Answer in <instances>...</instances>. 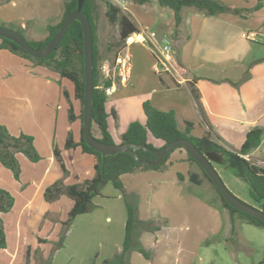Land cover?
<instances>
[{
	"label": "crops",
	"instance_id": "0c3cea01",
	"mask_svg": "<svg viewBox=\"0 0 264 264\" xmlns=\"http://www.w3.org/2000/svg\"><path fill=\"white\" fill-rule=\"evenodd\" d=\"M65 1L53 0L57 12L52 17L48 16L44 19L40 18L38 13L32 16L22 10L18 12L11 11V16H9L0 7V24L15 31H20L28 41H42L48 35L47 27L60 22ZM114 1L113 4L115 3L130 15L131 21L140 32L143 30L152 32L155 35V41L159 45L170 44L172 65L174 67L170 73L157 75L154 71L156 60L149 46L135 44L126 49L128 55V67L125 70L128 76L127 82H121L124 77H121L123 72L120 70L114 78L115 83L108 88L109 92H106V110L108 113L113 111L116 116L115 119L109 116L107 120L108 131L115 144L121 143V135L132 123L131 120L133 119L131 118L133 116L136 118L135 121L140 122V124L145 123L142 112V104L145 102H149L152 107L162 112L173 111L180 127H183V122H191L193 123L191 134L202 136L207 128L200 124L195 103L188 88L191 82L194 83V88L199 93L200 103L207 121L214 133L221 138L223 147L238 150L243 144L246 134L251 129L258 127L264 130V4L260 10L251 12L250 10L255 6L256 0H218L225 6L242 12L240 15L223 14L217 17L206 16L193 8H183L180 11L181 23L175 29L173 13L167 9L156 10L159 6L154 0L140 5L132 3L131 0ZM129 6L139 7L140 19L131 16L128 11ZM44 10L50 9L46 8ZM39 23L42 24L41 30L37 26ZM249 32L258 33L255 40L245 38V34ZM49 72L41 67H33L27 61L5 50H0V124L5 126L11 134L14 133L10 130L20 128L22 124L35 128L40 126L39 116L32 109L25 114L20 113L22 112V106H19L21 109L19 110L18 104L22 105L21 103L24 100H26L25 104L30 103V98L27 96H31L30 94L33 91H35V95H40L42 98L49 95L50 90L46 87L36 88L34 86L32 88L29 85L31 81H37L40 85L46 84H41V82L46 73ZM53 75L57 76L55 73ZM25 83L26 85H24ZM234 84H238V86L235 87ZM28 85L29 87H27ZM44 100L45 98L43 100L39 99L40 103ZM78 111L79 105L77 103L75 113L77 114ZM121 123L122 126L124 125L122 130ZM74 125L77 126L76 131L75 128L70 130L66 128L64 132L65 134L71 132L73 140L78 141L79 126L77 121ZM96 130L97 137H94L100 138V133L97 128ZM26 133L32 136L34 131ZM45 133L47 132L45 131ZM59 135L65 136L62 132ZM64 144L65 142L63 146ZM159 147H161V142L160 145L156 146V148ZM64 150L63 156L60 152V158H62L61 161L64 160V166L67 158L75 165V168L79 167L81 170L79 173L86 178L85 180L91 179L94 175L93 156L82 153L80 148H64ZM53 157L50 159L52 164L55 161ZM245 158L264 167V133L260 146L246 155ZM178 164H186L191 168L190 163L187 162V154L183 149L172 152L162 170L124 174L120 177V180L123 185L125 175H130L133 178L136 173L149 179L154 177V180H157L156 177L161 175L163 171L172 169ZM50 165L40 174V183L45 182L50 174ZM176 174L177 178L183 179L182 173L178 172ZM218 174L223 180L219 172ZM60 178L59 170H55L48 179V181L50 180L48 184H54ZM79 182L82 183L81 179ZM232 183L243 192L244 182H242L243 184H239L237 181ZM125 192H127L126 189ZM107 200L110 201L108 205L106 204ZM242 200L248 203L246 198ZM92 204L93 208L96 209L105 208L102 211H113L115 209L122 221L124 238L127 215L125 203L120 193L108 183L101 190V195L92 200ZM28 205L29 201L24 206ZM216 209L223 219L222 222L224 221V239L226 240L229 238L231 230L230 218L224 208ZM85 215L89 216V214L78 215L72 222L64 246L55 254L54 264H68V262L64 263L61 260L62 256L66 254L68 257L72 256L73 264H85L93 256L88 257L85 255L83 261L82 257L84 255L79 253L83 245V237L90 240L94 238L93 233L95 232L93 229L90 232H79L77 230L79 224L84 221L82 220L77 224V219ZM105 218L108 219L107 215H105ZM137 218L140 220L139 209ZM91 226H93V223ZM239 226L246 227L249 225L237 222L236 229ZM18 229H20V223ZM77 232H79L80 238H78ZM20 234V231L16 232V236H20ZM143 234L149 233H142L140 240ZM39 238L55 240L48 237ZM123 238L114 247L117 255L121 251ZM17 250V247L13 248V253L9 256L10 262H15ZM7 251L6 242V248L2 250L3 255H7ZM72 251L73 253H71ZM262 262H264V258Z\"/></svg>",
	"mask_w": 264,
	"mask_h": 264
},
{
	"label": "rangeland",
	"instance_id": "374dc122",
	"mask_svg": "<svg viewBox=\"0 0 264 264\" xmlns=\"http://www.w3.org/2000/svg\"><path fill=\"white\" fill-rule=\"evenodd\" d=\"M108 1L113 2V0ZM104 2V0H90L94 21L97 66L102 76L103 65H108L110 69L114 67V52L117 51L115 42L118 39L117 28H112L106 20ZM0 7L9 16H11V11L18 12L22 10L32 16L38 13L42 19L48 16L52 17L57 12L53 0H0ZM46 8L50 10H44ZM159 8L156 10H166ZM128 9L131 16L140 19L139 7L129 6ZM37 26L41 30L42 24L39 23ZM121 53H125V51ZM41 84L37 81H31L29 85L32 88L42 86L50 90L47 97L43 96L45 100L42 103L39 101V99L43 100L42 96L35 95V91H33L30 94L31 96H27L30 98V103L25 104L26 100H24L21 103L22 105L18 104V108L22 106V110L19 108L22 114L32 109L39 116L40 126L35 128L22 124L20 128L10 130L14 133H10L13 136L23 134L32 137L34 148L41 160L38 163H30L19 155L17 161L21 174L18 181L13 179L11 172L0 165V189L7 191L13 199L11 210L5 215H0L4 225L8 250L7 255H3L2 250H0V264H54V250L61 233L65 231L62 228V223L67 219L70 201L65 196H61L54 202L45 201L43 193L53 185L48 184L50 183L48 179L55 170H59L61 174V178L56 182L63 186L81 184L79 180L81 179L83 182L86 179L79 173L81 171L79 167L75 168V165L69 159L66 158L65 160V172H63L57 159L53 157L54 149L61 152V156L65 152L63 143L67 137V132L65 134L64 130L66 128L77 130V126L74 125L75 121L71 122L68 118L70 104L73 109H77V101L73 97L72 86L68 81L53 75L52 71L46 73ZM131 119H133L132 122H137L134 116ZM123 127L124 125L122 126L121 123V130L124 129ZM29 131H34L32 136L26 133ZM90 131L93 136L97 137L96 126L93 125ZM60 132L65 136L59 135ZM191 135L201 137L193 133ZM148 143L154 147L160 145V142L150 137H148ZM184 152L186 153L185 150ZM52 157L55 160L54 164L50 163ZM63 161H61L62 164ZM49 165L51 168L50 174L45 182L40 183V174ZM190 166L191 168L186 164L175 165L172 169H167L161 175H158L157 180H154V177L149 179L137 173L133 178L130 175H125L123 185L128 198L137 203L140 221H152L153 225L160 227L161 230L157 234L146 232L149 234H143L141 238L142 245L151 253L152 259L149 262L132 250L126 257L127 263L261 264L264 258V230L252 226H239L236 229L238 235L232 237V243L229 241L231 235L225 240L224 221L222 222L223 219L216 209L223 208L220 197L202 175L200 169L195 164L190 163ZM213 167L217 175L219 176V172L223 177L222 180L219 176L226 189L234 197L241 202H243L242 199L246 198L248 203H243L257 208V205L249 197L246 185L244 184L242 192L232 183L237 181L239 184H243L241 180L234 177L230 171L220 165L213 164ZM178 172L182 173L183 179L177 178L176 173ZM191 174H195L199 185H195L190 181ZM28 201L29 205L24 206ZM108 202L110 201H106L107 205ZM104 209L93 208L88 213L89 216L85 215L79 217L78 221L76 220L77 224L84 220L78 226L77 230L79 232H90L92 229L95 231L92 240L85 237L82 240L83 245L79 250V253L84 255L82 260H85V255L88 257L93 255L85 264H103L104 261H108V264H118L114 247L123 238L122 221L115 209L113 211H102ZM105 215L108 219L105 218ZM19 223L20 229H18ZM92 223L93 226H91ZM17 231L21 232L20 236H16ZM79 232H77L78 238L81 237ZM39 237H48L55 240L40 239ZM14 247L18 248L16 251L17 257L15 262H10L9 256L13 253ZM71 258L72 256L68 257L66 254L62 256L61 260L64 263L73 264Z\"/></svg>",
	"mask_w": 264,
	"mask_h": 264
},
{
	"label": "trees",
	"instance_id": "16d2710c",
	"mask_svg": "<svg viewBox=\"0 0 264 264\" xmlns=\"http://www.w3.org/2000/svg\"><path fill=\"white\" fill-rule=\"evenodd\" d=\"M105 2V17L108 24L112 28H117L118 39L115 42L117 51L114 52V61L116 56L125 50L126 39L134 34L139 33V29L131 21L130 15L123 11L119 6L112 4L108 0ZM134 4H144L150 0H131ZM159 7L171 11L174 15L175 29L181 23L180 11L183 8H193L209 17H217L223 14L240 15L241 10L231 9L225 6L218 0H154ZM78 0H66L63 5V15L59 23L47 27L48 35L43 41H27L33 49H40L45 46L58 32L67 15L76 10ZM264 0H256V4L251 9V12L258 11L262 8ZM82 12L89 20L92 32V53H93V96L91 106V127L96 126L100 133L98 141L106 144H114L111 135L108 131L107 120L109 116L115 119L113 111L107 112L106 90L112 86L111 79L102 78L99 68L97 66L96 48L94 45V21L90 8V0H84L82 5ZM1 27H6L0 24ZM21 34L20 31H17ZM0 50H5L25 61L33 67H41L46 70L52 71L60 79L68 81L73 89V97L79 105V111L76 114L72 105L70 104L68 110V118L71 122L78 123L79 126V139L74 141L72 134L68 133L64 148L74 149L80 148L81 152L94 158L93 172L94 175L91 179L83 181L81 184H74L63 186L59 182H55L52 186L48 187L43 197L47 202H54L61 196L67 197L71 201V208L67 213V219L62 223L64 232L61 233L54 250L56 254L63 246L67 237V232L72 225V222L78 215L88 214L93 209L92 200L101 195L103 187L110 183L122 196L126 208V221L124 226V238L120 253L117 255L118 264H128L126 257L134 250L144 260L150 261L152 259L151 253L144 248L141 243V233H157L160 227L153 225L152 221L142 222L137 218L138 206L133 200L129 199L125 189L122 185L120 177L124 174H132L135 172L146 171H159L162 170L172 152L167 154L159 166L149 168L147 166L138 165L136 159L127 153H119L115 156H107L102 159L100 153L93 151L89 148L84 140L82 134L83 126V97H84V77H83V33L82 27L79 22L74 21L66 31L63 39L58 45L57 49L45 59H37L29 55L25 50L20 48L15 43L6 39L0 38ZM108 64V63H107ZM248 77V76H247ZM246 77V78H247ZM102 80V81H101ZM235 87L238 84H234ZM189 92L195 103V108L200 120V124L206 126L207 130L201 137H194L191 135L193 123L183 122V127L178 125L176 116L173 111L162 112L150 105L149 102L142 104V112L145 117V123L132 122L128 125L125 132L121 135L120 144H131L134 146V153L141 161H153L155 156L150 152L158 148L148 143V136L154 140L161 142V147L168 145L175 140L183 139L191 142L194 147L201 153L215 152L222 156L221 166L232 173V175L242 182L248 188L251 199L256 203L257 208L264 213V167L259 166L252 160H247L246 155L257 149L263 138L264 130L262 128L251 129L245 137V140L238 150L227 149L222 146L221 138L214 133L212 127L207 121L203 108L200 103L198 91L194 88V83L189 84ZM92 135V133H91ZM93 136V135H92ZM159 147V148H161ZM54 157L63 172H65L64 165L61 162L60 152L57 149L53 151ZM187 154V153H186ZM17 155H22L30 163H38L41 159L37 154L33 138L20 134L13 136L8 129L0 124V165L5 167L12 173L15 181L19 180L20 168L17 161ZM187 162L195 164L201 171L202 175L209 182L211 187L218 193L222 207L228 212L231 230V238L236 237V223L249 225L255 228L264 230V222L246 215L231 206H229L217 188L211 183L209 177L200 168V166L187 154ZM180 177V176H179ZM190 181L199 185L196 180L195 174H191ZM13 206V199L11 195L0 189V215L8 213ZM140 231H142L140 233ZM6 248V236L4 232L3 222L0 218V250ZM103 264H108L104 261ZM261 264H264L262 262Z\"/></svg>",
	"mask_w": 264,
	"mask_h": 264
},
{
	"label": "water",
	"instance_id": "95a60500",
	"mask_svg": "<svg viewBox=\"0 0 264 264\" xmlns=\"http://www.w3.org/2000/svg\"><path fill=\"white\" fill-rule=\"evenodd\" d=\"M84 0H78L76 10L69 13L63 22L62 26L54 37L42 48L33 49L27 43L26 39L19 32L10 29L8 27L0 26V38L6 39L18 45L25 50L29 55L37 59H45L51 55L60 44L69 26L77 21L82 27L83 33V77H84V97H83V126L82 134L86 145L93 151L101 154L102 159L107 156H115L119 153L131 154L137 161L138 165L147 166L149 168H155L160 165L164 157L172 152L176 148H183L188 155L200 166V168L209 177L211 183L217 188L224 201L232 208L257 218L264 222V213L259 209L249 206L236 197H234L224 186L221 179L217 175L213 164L221 165L222 156L215 152H199L194 145L186 140L178 139L168 145H164L161 148L150 151L155 159L153 161H141L138 159L131 144H106L98 141L91 135V106L93 96V53H92V32L88 18L82 12V5Z\"/></svg>",
	"mask_w": 264,
	"mask_h": 264
},
{
	"label": "built area",
	"instance_id": "2783aa9c",
	"mask_svg": "<svg viewBox=\"0 0 264 264\" xmlns=\"http://www.w3.org/2000/svg\"><path fill=\"white\" fill-rule=\"evenodd\" d=\"M257 36V32H249L245 34V38L248 40H255ZM135 44L149 46L151 48L154 58L156 60V66L154 71L157 75L167 74L173 71L174 67L172 65L170 44L164 43L159 45L155 41V35L152 32L144 30L139 33H134L126 39L124 50L125 53H120L116 56L113 65L114 67L112 69H110L109 66L106 64L102 66L101 71L104 78L113 80L112 85L115 83L114 78L116 76V73L120 70H122L123 72V75H121V77H124L121 82H127L128 76L126 75L125 70L128 67V55L126 54V49H128L129 46ZM106 92H109V90L107 89Z\"/></svg>",
	"mask_w": 264,
	"mask_h": 264
}]
</instances>
